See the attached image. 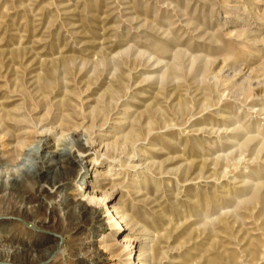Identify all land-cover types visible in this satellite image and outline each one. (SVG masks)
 <instances>
[{"label": "rangeland", "instance_id": "obj_1", "mask_svg": "<svg viewBox=\"0 0 264 264\" xmlns=\"http://www.w3.org/2000/svg\"><path fill=\"white\" fill-rule=\"evenodd\" d=\"M0 169V264H264V0H0Z\"/></svg>", "mask_w": 264, "mask_h": 264}, {"label": "bare ground", "instance_id": "obj_2", "mask_svg": "<svg viewBox=\"0 0 264 264\" xmlns=\"http://www.w3.org/2000/svg\"><path fill=\"white\" fill-rule=\"evenodd\" d=\"M47 138V137H46ZM46 138H40L37 142V144L34 146V147H29L26 149V152L24 154V156L19 160V162L15 165V167L12 168V171L14 172H20L22 171L24 168L26 169L27 167L30 166V164L33 162V161H36L35 158H37L39 156V154L41 153L43 147H45V144H46ZM93 145L92 144H87L85 145V149H84V152H80V153H71L69 152L71 155H70V158L71 160L73 161H76L78 162L79 166H80V170L78 171V175H77V183H76V189L78 190H83L85 187L88 186L89 184V180H88V177H89V171L88 169L85 167L84 165V162H85V158L87 156H89L92 152L91 149ZM82 149V148H80ZM42 154V153H41ZM40 154V155H41ZM44 154V153H43ZM45 157V156H43ZM96 153L94 152V155L92 156V160H90V162H93L94 164L97 162V159H96ZM35 159V160H34ZM51 159V158H50ZM53 161V160H51ZM87 162V161H86ZM72 163V162H71ZM33 164V163H32ZM77 164V165H78ZM33 166V165H32ZM71 169V168H70ZM75 169V168H74ZM74 171V170H73ZM13 174H17V173H14ZM73 173V172H71ZM77 173V172H76ZM1 174H2V170L0 169V178H1ZM37 175V174H36ZM72 175V174H71ZM10 176L9 173L6 174L5 176V181L8 180V177ZM68 177V176H67ZM39 178V177H38ZM53 179V178H52ZM67 182V181H66ZM47 184V183H46ZM75 185V184H74ZM66 186L65 183H60L58 181H48V186H41L42 187V190H43V193L48 196V197H60L61 196V192L63 191V188ZM89 187V186H88ZM73 188V187H72ZM74 189V188H73ZM88 195V194H87ZM62 197V196H61ZM88 197V196H87ZM89 199H93L94 198V201H95V198L93 195H91L90 197H88ZM87 198V200L89 201V199ZM98 199V198H97ZM102 202L104 203L105 205V209H106V213L108 214V222L110 223V225L117 231V232H120V230L123 228L122 224H121V219H119L120 216L117 215V210L114 209V208H109L107 205H106V202H105V198L102 199ZM64 200V198H63ZM100 200V201H101ZM92 202V200H91ZM90 202V203H91ZM98 202V200H97ZM90 203H83L81 201H79V205L81 207V209L85 212H89L91 210L90 208ZM100 203V202H99ZM23 206V205H22ZM40 207V203L38 205ZM24 208V211L28 214V213H31L32 212V209L29 208V207H25L23 206ZM65 207V204H63V202L60 201L59 204H52V207H46L47 211L49 210L50 213H54L55 211L57 210H62L63 208ZM68 207V206H66ZM45 208V207H44ZM69 208V207H68ZM21 209V205L18 206V211ZM22 209V210H23ZM64 210H67L66 208H64ZM93 210V209H92ZM63 211V210H62ZM23 212V211H22ZM65 214V213H64ZM7 215V214H6ZM5 216V215H4ZM51 220V218H50ZM49 220V221H50ZM35 222V221H33ZM11 224H12V220L10 218H2L0 219V249L5 251V252H10V246L8 244H5L4 242L6 241H11V239L13 238L14 239V230L13 228L11 227ZM30 229L29 231H27V233L29 234H33V235H38V232L39 231H42L41 230V227L37 226V224L35 223H32L30 225ZM83 235L85 236V238L87 239V242L90 243V241L92 240V233L91 231H82ZM26 234V233H25ZM102 236V235H101ZM33 237V236H32ZM28 238V237H27ZM30 238V237H29ZM26 239V238H25ZM34 239V238H32ZM24 240V239H23ZM97 240V239H96ZM36 241V240H35ZM107 241V240H106ZM44 242V241H43ZM15 243V242H14ZM45 243V242H44ZM17 244V243H16ZM13 245V244H12ZM104 247L109 251L111 252V256L116 260V263L115 264H135L136 262L134 261V259H140L139 257V253H137V257H135V252H136V248L134 245L132 244H129V242L127 243V241H125V244L123 246H121V248L118 250L117 253L113 254V250H112V247L114 246L113 243H109V242H104L103 243ZM15 246V245H14ZM22 246V244H21ZM64 243L62 244H58L57 242L51 246H48L45 247V256L49 255V254H55L56 252L57 253H60V254H63L64 253ZM26 248V247H24ZM44 248V247H43ZM11 249H13L11 247ZM28 249V248H27ZM32 249V248H31ZM42 248H40L41 250ZM0 250V251H1ZM25 250V249H24ZM29 250V249H28ZM38 250V251H40ZM93 247L91 248L90 246L86 245V246H81L79 248V256L83 255V256H88L91 254V251H93ZM33 251V249H32ZM36 251V250H35ZM139 251V250H138ZM29 252V251H28ZM3 253V252H2ZM97 253V252H96ZM31 254V252H30ZM144 254V253H143ZM10 255V254H9ZM12 255V254H11ZM34 255V254H33ZM37 255V254H36ZM5 256V255H4ZM7 256V255H6ZM32 257V256H31ZM81 258V257H79ZM141 258H146L145 255H142ZM5 259V258H4ZM8 259V258H7ZM12 259V258H11ZM10 259V260H11ZM139 259H138V264H139ZM12 261V260H11ZM10 261V262H11ZM14 261V259H13ZM12 261V262H13ZM35 261V260H34ZM40 261V260H39ZM79 261H82L81 259H79ZM84 261V260H83ZM6 262V261H5ZM9 263V262H8ZM93 264V263H91Z\"/></svg>", "mask_w": 264, "mask_h": 264}]
</instances>
